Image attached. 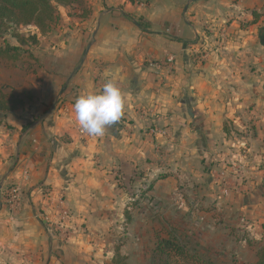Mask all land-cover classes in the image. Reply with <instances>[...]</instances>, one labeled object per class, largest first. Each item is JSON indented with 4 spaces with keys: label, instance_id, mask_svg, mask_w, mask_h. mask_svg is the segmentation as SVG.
<instances>
[{
    "label": "crops",
    "instance_id": "0c3cea01",
    "mask_svg": "<svg viewBox=\"0 0 264 264\" xmlns=\"http://www.w3.org/2000/svg\"><path fill=\"white\" fill-rule=\"evenodd\" d=\"M37 35L33 60H0V85L24 101L0 114V264L111 258L101 247L129 210L121 184L152 182L146 195L185 216L170 226L196 243H264V0H72ZM103 79L124 95L122 118L102 137L80 134L75 100ZM225 163L247 185L226 199L212 174ZM7 184L20 188L12 218ZM59 196L75 231L66 241L52 229ZM221 213L235 232L216 225Z\"/></svg>",
    "mask_w": 264,
    "mask_h": 264
},
{
    "label": "rangeland",
    "instance_id": "374dc122",
    "mask_svg": "<svg viewBox=\"0 0 264 264\" xmlns=\"http://www.w3.org/2000/svg\"><path fill=\"white\" fill-rule=\"evenodd\" d=\"M18 32L27 36L28 34L37 33L32 27H23L18 29ZM8 36H6L7 38ZM8 41L15 45V42L11 38H7ZM1 61L6 62L3 59ZM29 60L26 56L22 57V59L13 64L8 63L10 66L14 67L16 64L25 65ZM224 167L220 170L225 172L227 180V186L230 187V191L234 194L236 192V188L233 189L232 186H236L239 182L238 188L245 187L246 180L243 177H240L241 171L240 167L237 164L225 163ZM219 171H212L213 179L217 178ZM234 182V183H233ZM152 186V182L142 184H135L130 188L124 186L123 184L120 187L125 189V194L128 198L126 201V208L123 209V215L120 218V221L115 219V221L111 225V231L107 237L110 239V243H104L101 247V251L104 252L108 250L111 254V258L109 254L104 253V258L99 256L96 264H112V259L115 255V249L118 250L120 257L124 258L127 264H148V257L151 249L155 243V235L159 234L161 237H166L167 232L169 230H173L178 234H182V231L185 230L184 227H180V229H174L170 226V223L177 222L179 225L184 226L187 222L185 216H171L166 215L169 211L168 201L161 200L154 204L153 198L146 195L149 192V187ZM217 186V185H216ZM191 186L187 185V182H183L179 185V194L182 195V200L185 204H189V197L187 191H189ZM195 187V186H193ZM197 187V186H196ZM151 189V188H150ZM218 191V187H217ZM240 191L238 194L243 193ZM219 194V191H218ZM220 196V195H219ZM230 196V195H229ZM228 196V197H229ZM226 199V197H223ZM228 204L223 203V207ZM157 207V208H156ZM173 207H176L174 205ZM171 206V209H174ZM217 207L214 206L213 202L207 204L205 209L215 210ZM177 209V208H175ZM222 209V207L220 208ZM154 211L156 214H154ZM173 211V210H172ZM176 211H174L175 213ZM173 213V212H172ZM219 213V212H218ZM222 214V213H221ZM212 218V217H210ZM217 219V218H216ZM144 222H140V221ZM229 216L223 215L218 218L216 225L219 228L229 227L228 221ZM229 230L235 232V228L229 227ZM184 234V233H183ZM237 235V234H236ZM189 237V236H188ZM239 237V236H238ZM235 236V238L238 239ZM191 242H195L190 239ZM248 243H198L201 247L202 251L205 252L206 255L211 257L216 264H255L256 262V250L263 246L264 243H253L256 242L254 239L247 240ZM212 245V246H210ZM105 257H109L108 261L105 260Z\"/></svg>",
    "mask_w": 264,
    "mask_h": 264
},
{
    "label": "trees",
    "instance_id": "16d2710c",
    "mask_svg": "<svg viewBox=\"0 0 264 264\" xmlns=\"http://www.w3.org/2000/svg\"><path fill=\"white\" fill-rule=\"evenodd\" d=\"M71 2L72 0H0V59L13 64L24 56L33 60L29 49L39 44L37 34H48L58 20V8ZM23 27H32L37 33L25 36L18 32V29ZM6 36L11 38L15 45H12ZM23 106L24 101L14 95L9 87L0 85V114ZM160 178L159 176L158 179ZM165 234L166 237L155 235L148 264H216L202 251L199 244L191 242L187 235L178 234L173 230ZM255 256V264H264V245L256 250ZM112 264H127L117 249Z\"/></svg>",
    "mask_w": 264,
    "mask_h": 264
},
{
    "label": "clouds",
    "instance_id": "9594fccd",
    "mask_svg": "<svg viewBox=\"0 0 264 264\" xmlns=\"http://www.w3.org/2000/svg\"><path fill=\"white\" fill-rule=\"evenodd\" d=\"M125 107L121 89L109 79L99 93L79 95L73 105L75 120L81 130L93 137H102L106 128L122 118Z\"/></svg>",
    "mask_w": 264,
    "mask_h": 264
},
{
    "label": "built area",
    "instance_id": "2783aa9c",
    "mask_svg": "<svg viewBox=\"0 0 264 264\" xmlns=\"http://www.w3.org/2000/svg\"><path fill=\"white\" fill-rule=\"evenodd\" d=\"M174 59L172 56H168L164 62V65H172ZM161 65H156L160 68ZM99 92L103 89L105 80H99ZM98 92V93H99ZM80 134H83V131H80ZM149 134L152 136L155 135H164V131L151 127L149 129ZM216 185L218 187L220 197H228L232 192L230 187L227 186L226 174L223 171L217 172ZM241 177V175H240ZM241 180V178H239ZM239 181L236 186H232L233 189L236 188V192L244 190V187L238 188ZM234 183V182H233ZM3 198L6 211L10 218H12L20 209V188L17 184H7L3 190ZM52 203V204H51ZM52 209L54 211V220L52 222V229L57 237L61 240H68L73 233L75 232L71 226V211L68 207L67 201L63 196L57 197L55 200L50 201Z\"/></svg>",
    "mask_w": 264,
    "mask_h": 264
},
{
    "label": "water",
    "instance_id": "95a60500",
    "mask_svg": "<svg viewBox=\"0 0 264 264\" xmlns=\"http://www.w3.org/2000/svg\"><path fill=\"white\" fill-rule=\"evenodd\" d=\"M188 114H190V111H188Z\"/></svg>",
    "mask_w": 264,
    "mask_h": 264
}]
</instances>
